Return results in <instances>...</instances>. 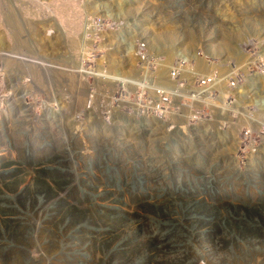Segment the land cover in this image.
<instances>
[{
  "label": "rangeland",
  "instance_id": "obj_1",
  "mask_svg": "<svg viewBox=\"0 0 264 264\" xmlns=\"http://www.w3.org/2000/svg\"><path fill=\"white\" fill-rule=\"evenodd\" d=\"M140 38L161 65L244 44L264 79V0H0V264H264V117L163 139L81 108L79 64L132 71Z\"/></svg>",
  "mask_w": 264,
  "mask_h": 264
},
{
  "label": "built area",
  "instance_id": "obj_2",
  "mask_svg": "<svg viewBox=\"0 0 264 264\" xmlns=\"http://www.w3.org/2000/svg\"><path fill=\"white\" fill-rule=\"evenodd\" d=\"M10 6L16 8L13 2ZM138 46L139 54L134 56L137 62L131 67L132 71L120 69L117 74L126 76V80L105 79L107 70L90 63L79 64V84L89 83L85 76L93 81L84 87L89 93L83 97L86 99L83 106L90 117L106 122V113L115 109L164 113L163 139H176L174 128H182L190 135L189 122L211 125L217 135L223 134V128H234V135H239L237 127L242 122L247 129L263 123L264 102H258V94H264V80L259 81L262 70L257 71L252 63H247L250 51L244 44L239 46V56L224 58V64L201 61L199 53L196 60L183 63H170L169 56L168 63L161 65L162 59L157 58L152 63L150 59L154 55H143L140 44ZM0 55H11V50L9 53L0 51ZM122 55L131 57L130 48ZM247 80L256 82V90H244ZM250 92H257V101H250ZM170 116H179V123H170ZM155 128L159 129V123ZM234 146L222 150V154H229Z\"/></svg>",
  "mask_w": 264,
  "mask_h": 264
},
{
  "label": "bare ground",
  "instance_id": "obj_3",
  "mask_svg": "<svg viewBox=\"0 0 264 264\" xmlns=\"http://www.w3.org/2000/svg\"><path fill=\"white\" fill-rule=\"evenodd\" d=\"M11 22V21H10ZM129 30V29H128ZM119 32V31H118ZM124 32V31H123ZM122 36V35H121ZM118 37V36H117ZM121 39L122 37H118V39ZM145 39V38H144ZM122 40V39H121ZM146 40V39H145ZM247 40V39H246ZM119 41V40H118ZM139 41V44H140V46H141V48H142V54L143 55H152L153 53V51H151V53H148V49L146 50V47L149 45L148 43H144V42H146V41H143L141 38L138 40ZM138 41H136V42H138ZM143 43V45H144V48H143V45H141ZM137 46V54H139V46L138 45H136ZM202 49V48H201ZM158 53V52H157ZM199 53H200V60L201 61H207L208 63H217L216 61H214V60H212V57H211V55H209V53H207V51L206 50H201L200 52L198 51V52H195L194 53V55H195V59L193 58V59H191L190 61H194V60H196L197 58H198V56H199ZM153 55H155V54H153ZM130 56H131V48H130ZM177 55H176V53H173V55H172V57H171V55H170V63H178L177 61V59H174L175 57H176ZM18 57V56H17ZM22 59H24V58H22ZM182 59V58H181ZM183 60V59H182ZM182 60H181V62H182ZM185 60V59H184ZM26 61V60H25ZM24 61V62H25ZM180 61V60H179ZM186 61V60H185ZM188 61V60H187ZM35 62V61H34ZM36 63V62H35ZM217 64H222V63H217ZM35 67V66H34ZM119 69V68H118ZM34 70V69H33ZM105 79H107V78H111L112 80L113 79H124V80H126V76H120V75H117V74H115L114 72H113V70L112 69H110V70H108V71H106L105 72ZM262 80H264L263 79V69H262ZM246 82V81H245ZM245 82H244V90H245ZM49 85V84H48ZM255 97V96H254ZM83 101L86 103V99L84 98V99H81V108H85L84 106H83ZM250 101H251V92H250ZM259 102V101H258ZM85 111H86V109H84ZM110 111H112V110H110ZM107 112L106 113V122H107V114H111L112 112ZM114 113H116V116H117V118L118 119H129V120H133V121H135L134 123H137V124H135V125H137V127L138 128H143V129H145V127L148 125V126H151V121H152V123L153 122H157V121H162L163 119H164V117L161 115V113L160 112H154V111H151V110H139L138 112H136L134 109H125V111H123V109H121V110H117L116 111V109H115V111H113V115H114ZM163 114V113H162ZM109 116V115H108ZM128 117V118H127ZM174 117H176V120H179V116H174ZM113 118V117H112ZM111 118V119H112ZM131 118V119H130ZM171 119L172 120H174V118H173V116L171 117L170 116V123H171ZM176 120H174V122L176 121ZM114 121V120H113ZM132 121V122H133ZM111 122H112V120H111ZM177 122V121H176ZM175 122V123H176ZM178 123H179V121H178ZM150 124V125H149ZM139 125V126H138ZM189 125H190V127H189ZM155 127V126H154ZM189 128H190V132H193V131H195V132H200V131H202V132H200L199 134H201V135H203V134H207V133H209L210 132V130H211V125H208V124H204V123H202V122H189V124H188V133H189ZM227 130V129H226ZM229 130H227V132H228ZM194 132V133H195ZM229 132H231V131H229ZM174 135H175V128H174ZM191 135V134H190ZM219 136H221V135H219ZM192 138H195V137H192ZM197 138V137H196ZM177 139V138H176ZM261 150V149H260Z\"/></svg>",
  "mask_w": 264,
  "mask_h": 264
},
{
  "label": "clouds",
  "instance_id": "obj_4",
  "mask_svg": "<svg viewBox=\"0 0 264 264\" xmlns=\"http://www.w3.org/2000/svg\"><path fill=\"white\" fill-rule=\"evenodd\" d=\"M173 154V153H172ZM195 156V155H194ZM206 160V158H204ZM223 159V158H222Z\"/></svg>",
  "mask_w": 264,
  "mask_h": 264
}]
</instances>
